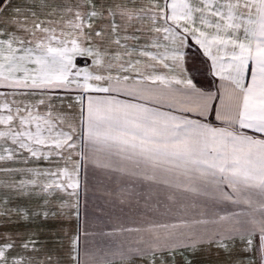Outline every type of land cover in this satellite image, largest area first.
<instances>
[{"label":"snow or ice","instance_id":"1","mask_svg":"<svg viewBox=\"0 0 264 264\" xmlns=\"http://www.w3.org/2000/svg\"><path fill=\"white\" fill-rule=\"evenodd\" d=\"M90 178L112 208L82 255L43 225ZM212 247L264 264V0H0V264Z\"/></svg>","mask_w":264,"mask_h":264},{"label":"crops","instance_id":"2","mask_svg":"<svg viewBox=\"0 0 264 264\" xmlns=\"http://www.w3.org/2000/svg\"><path fill=\"white\" fill-rule=\"evenodd\" d=\"M108 199L109 198L103 192L102 186L95 184L90 178L87 192L85 193L82 190L80 193L81 208L79 217L77 218L74 213L71 219L48 221L43 225L46 234L44 238H49V234L59 235L65 243H67L68 238L75 235L77 228H79L81 254L83 255L84 249H92L94 247L92 237L90 235L86 236L85 233H92L98 230L97 218L101 216V213L98 212L97 209L100 208L104 211H110L112 208V205L106 206V201H108ZM120 207H125V211L128 210L126 206L116 205L117 210ZM120 239L123 240L124 238L121 237ZM48 247L52 248L53 244L50 243ZM239 255L243 257L248 254L239 253ZM190 258L192 259L193 264L200 263L196 257ZM134 259L135 257L132 258L131 264H136ZM228 259L229 258H224V264H227ZM178 261H180L179 258ZM213 261H215V259ZM213 261L209 260L208 263L212 264L214 263ZM65 264H70L67 258H65ZM140 264H146V261L141 260ZM157 264H159V260L157 261ZM180 264H182V262H180Z\"/></svg>","mask_w":264,"mask_h":264},{"label":"rangeland","instance_id":"3","mask_svg":"<svg viewBox=\"0 0 264 264\" xmlns=\"http://www.w3.org/2000/svg\"><path fill=\"white\" fill-rule=\"evenodd\" d=\"M145 238L147 239L148 237L145 236ZM190 257H196L200 262L199 264H206V263L209 264L208 261L209 260L213 261L214 259H215V261H213L214 263H212V264H224L225 263L224 258H228L224 255V253L222 251L218 253V251L215 247L197 252L194 256H190ZM135 259H136V261H135ZM135 259H134V262L136 264H140V261L142 259L140 257H135Z\"/></svg>","mask_w":264,"mask_h":264}]
</instances>
